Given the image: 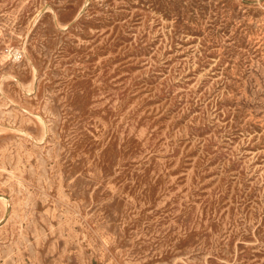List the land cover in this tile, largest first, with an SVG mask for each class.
<instances>
[{
  "label": "rangeland",
  "instance_id": "obj_1",
  "mask_svg": "<svg viewBox=\"0 0 264 264\" xmlns=\"http://www.w3.org/2000/svg\"><path fill=\"white\" fill-rule=\"evenodd\" d=\"M0 264H264V0H0Z\"/></svg>",
  "mask_w": 264,
  "mask_h": 264
}]
</instances>
